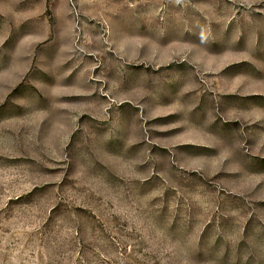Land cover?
<instances>
[{"label": "rangeland", "instance_id": "rangeland-1", "mask_svg": "<svg viewBox=\"0 0 264 264\" xmlns=\"http://www.w3.org/2000/svg\"><path fill=\"white\" fill-rule=\"evenodd\" d=\"M0 264H264V0H0Z\"/></svg>", "mask_w": 264, "mask_h": 264}]
</instances>
